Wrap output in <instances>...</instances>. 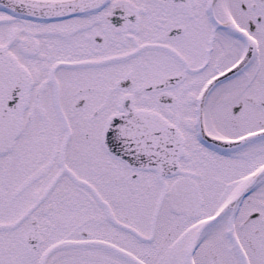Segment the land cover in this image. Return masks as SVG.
I'll return each mask as SVG.
<instances>
[{
    "label": "snow or ice",
    "instance_id": "1",
    "mask_svg": "<svg viewBox=\"0 0 264 264\" xmlns=\"http://www.w3.org/2000/svg\"><path fill=\"white\" fill-rule=\"evenodd\" d=\"M0 264H264V0H0Z\"/></svg>",
    "mask_w": 264,
    "mask_h": 264
}]
</instances>
